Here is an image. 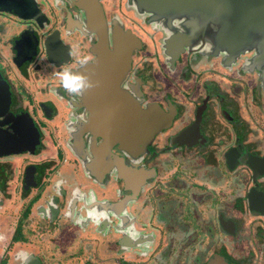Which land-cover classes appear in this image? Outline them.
Returning <instances> with one entry per match:
<instances>
[{
    "label": "flooded vegetation",
    "instance_id": "af4514ba",
    "mask_svg": "<svg viewBox=\"0 0 264 264\" xmlns=\"http://www.w3.org/2000/svg\"><path fill=\"white\" fill-rule=\"evenodd\" d=\"M140 2L0 0V264H264L258 35Z\"/></svg>",
    "mask_w": 264,
    "mask_h": 264
},
{
    "label": "water",
    "instance_id": "95a60500",
    "mask_svg": "<svg viewBox=\"0 0 264 264\" xmlns=\"http://www.w3.org/2000/svg\"><path fill=\"white\" fill-rule=\"evenodd\" d=\"M140 1V0H139ZM145 6H156L169 14L189 13L200 26H216L211 39L224 44L229 51L246 45L249 35L256 34V46L264 56V0H142ZM104 39V38H103ZM264 61V60H263ZM262 70V66H260Z\"/></svg>",
    "mask_w": 264,
    "mask_h": 264
},
{
    "label": "clouds",
    "instance_id": "9594fccd",
    "mask_svg": "<svg viewBox=\"0 0 264 264\" xmlns=\"http://www.w3.org/2000/svg\"><path fill=\"white\" fill-rule=\"evenodd\" d=\"M89 62L88 56H83L79 59V64L83 66ZM56 75L59 77V87L64 90L65 93L69 94L70 101L78 99L82 96L84 90L91 87V82L88 78L78 72L73 71L69 68H61ZM79 193V189H73V196L76 197ZM78 198H83L85 203H89L96 199L95 194L93 192H88L85 196L83 193H79ZM87 217L95 223L100 222V217H103V212H97L95 207L87 210ZM21 264H23V259H21Z\"/></svg>",
    "mask_w": 264,
    "mask_h": 264
}]
</instances>
